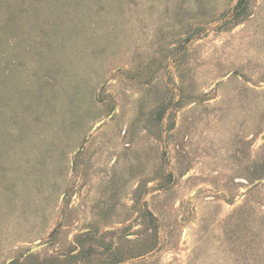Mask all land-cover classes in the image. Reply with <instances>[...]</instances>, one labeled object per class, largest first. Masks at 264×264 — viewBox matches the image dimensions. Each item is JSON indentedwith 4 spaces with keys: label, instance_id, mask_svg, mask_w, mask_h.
<instances>
[{
    "label": "rangeland",
    "instance_id": "rangeland-1",
    "mask_svg": "<svg viewBox=\"0 0 264 264\" xmlns=\"http://www.w3.org/2000/svg\"><path fill=\"white\" fill-rule=\"evenodd\" d=\"M239 2L0 0V264H264V0Z\"/></svg>",
    "mask_w": 264,
    "mask_h": 264
},
{
    "label": "trees",
    "instance_id": "trees-1",
    "mask_svg": "<svg viewBox=\"0 0 264 264\" xmlns=\"http://www.w3.org/2000/svg\"><path fill=\"white\" fill-rule=\"evenodd\" d=\"M245 0H240V2L238 3V6L240 8H242L244 6ZM240 14L239 11L237 12V15Z\"/></svg>",
    "mask_w": 264,
    "mask_h": 264
}]
</instances>
